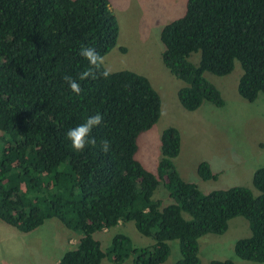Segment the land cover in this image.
<instances>
[{
  "label": "trees",
  "instance_id": "16d2710c",
  "mask_svg": "<svg viewBox=\"0 0 264 264\" xmlns=\"http://www.w3.org/2000/svg\"><path fill=\"white\" fill-rule=\"evenodd\" d=\"M119 34L109 0H0V220L22 233L60 220L79 241L58 264H124L130 258L164 264L172 241L179 242L176 264H201L199 240L224 234L231 219L244 217L251 236L236 242L235 253L264 263V167L253 176L258 196L246 187L205 194L176 168L181 136L169 127L153 173L136 158L139 137L161 117V97L150 80L127 70L78 79L88 67L81 45L106 57ZM161 41L165 66L185 83L178 99L186 110L204 103L224 107L205 74L228 76L236 62L243 70L240 96L255 102L264 95V0H187L185 14L163 28ZM197 53L195 65L190 58ZM65 75L77 80L79 95ZM96 113L102 116L90 133L96 143L73 150L67 130ZM198 175L216 179L207 162ZM160 185L169 192L167 205L154 198ZM130 222L154 243L138 248L120 233L104 250L94 237Z\"/></svg>",
  "mask_w": 264,
  "mask_h": 264
},
{
  "label": "rangeland",
  "instance_id": "374dc122",
  "mask_svg": "<svg viewBox=\"0 0 264 264\" xmlns=\"http://www.w3.org/2000/svg\"><path fill=\"white\" fill-rule=\"evenodd\" d=\"M120 27L117 46L104 57L110 72L132 71L147 77L161 97V117L158 123L138 139L136 158L155 173L161 159V136L169 127L179 130L181 151L175 165L182 178L196 184L207 194L215 190L246 187L258 196L253 185L257 169L264 167V95L255 102L242 98L238 83L243 74L239 62L232 74L219 77L206 73V78L221 92L225 106L204 103L200 109L186 110L178 99L185 83L177 79L163 62L164 44L161 31L186 12L187 0H109ZM199 63L200 53L190 58ZM207 162L216 179L202 180L198 166ZM164 205L171 202L169 192L160 185L154 194ZM186 217H188L186 215ZM130 237L135 247L154 243L138 232L133 222L94 234L106 250L115 235ZM251 236L249 222L244 217L229 221L224 234H207L199 240L201 264L214 260H232L236 264H264L237 257L235 244ZM79 236L60 220L51 219L31 233L5 225L0 220V264H58L61 257L76 249ZM171 255L164 264H176L180 259L179 242L172 241ZM102 264H115L104 259ZM124 264H134L130 258Z\"/></svg>",
  "mask_w": 264,
  "mask_h": 264
},
{
  "label": "clouds",
  "instance_id": "9594fccd",
  "mask_svg": "<svg viewBox=\"0 0 264 264\" xmlns=\"http://www.w3.org/2000/svg\"><path fill=\"white\" fill-rule=\"evenodd\" d=\"M79 54L87 61L88 67L85 71L81 72L78 76L79 80H83L86 77L95 79L96 73L99 72L104 78L110 76V70L105 65L104 57L98 53L93 47L81 45ZM64 80L67 82L70 90L79 95L80 86L76 79L72 76L65 75ZM102 116L100 113L88 116L83 123L69 128L66 132L67 139L71 142L72 149L75 151H84L86 146L94 145L96 143L90 133L94 127L100 124ZM109 149L108 140L102 141V150L107 152Z\"/></svg>",
  "mask_w": 264,
  "mask_h": 264
},
{
  "label": "crops",
  "instance_id": "0c3cea01",
  "mask_svg": "<svg viewBox=\"0 0 264 264\" xmlns=\"http://www.w3.org/2000/svg\"><path fill=\"white\" fill-rule=\"evenodd\" d=\"M6 225V224H5Z\"/></svg>",
  "mask_w": 264,
  "mask_h": 264
}]
</instances>
